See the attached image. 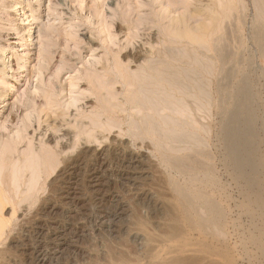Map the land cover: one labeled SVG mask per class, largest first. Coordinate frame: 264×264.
Instances as JSON below:
<instances>
[{
	"label": "rangeland",
	"instance_id": "obj_1",
	"mask_svg": "<svg viewBox=\"0 0 264 264\" xmlns=\"http://www.w3.org/2000/svg\"><path fill=\"white\" fill-rule=\"evenodd\" d=\"M10 1L0 0V51L7 46L3 58L12 59L14 65V71L4 79L15 84L10 102L14 109L16 107L13 113L18 120L8 124V130L2 133L9 139L16 138L17 127L22 126L23 119L27 128L23 141L17 145L18 154L30 146L38 150L41 143H46L57 151L63 149L66 156H74L78 151L98 154L97 161L107 165L92 171L100 180L85 173L94 162L88 163L92 165L88 168L80 167L76 175H72L73 171L67 172L66 182L58 189L51 193L47 186L44 194L40 191L41 200H37L33 210L23 208L13 215L12 209L6 207L3 218L10 221V226L0 245V249L6 250L5 258L8 257L4 264H35L37 251L45 256L42 264H166L177 258L184 261L198 258L201 264H264V221L251 222L249 211L256 209L245 204L239 192L242 183L239 178L231 175L223 182L227 199L223 206L228 211L225 239L189 234L181 218L179 221L178 202L168 194L167 174L154 151L142 149L139 144L133 146L126 131L117 128L97 129L100 131L95 134L97 139L89 138L84 130L79 135V127H89L86 116L97 103L98 94L93 92L95 87L93 89L91 82L98 85L106 75L102 62L108 54L107 46L118 50L124 45L125 34L129 33L122 21L123 11H128L136 2L148 0H25L24 18H28L24 24L32 27L30 54L20 47V38L9 25L8 14L14 17L20 12L10 8ZM217 1L220 2L214 0V4L212 0L213 7L220 12L222 5ZM202 2L199 3L204 5ZM230 3L232 9L220 33L228 25L225 33L230 32L228 37H231L227 44L237 48L243 41L244 56L250 57V52L252 55L251 70L260 73L264 62L258 60L251 38L256 12L254 2L230 0ZM93 5L97 7L95 13L90 10ZM142 11L149 12L146 7ZM117 26L122 28L118 30ZM157 32L156 27L149 30L140 27L139 35L131 40L128 50L139 52L142 60L138 64L148 55H145L146 49L156 45ZM197 38L201 40V36ZM235 39L240 41L233 42ZM41 53L47 61L42 60ZM17 56L22 58L19 67ZM3 60H0V68ZM39 64L46 67L39 68ZM131 67L136 69L135 64ZM12 76H16L17 81ZM0 84L2 96L5 88L1 81ZM252 84L257 92L254 108L258 118L255 130L259 153L255 155L262 157L264 144L259 137L264 120V79ZM98 86L114 104L128 96L119 83L113 88L102 83ZM216 130L215 127L214 133ZM116 152L122 154L125 161L116 163L108 159ZM214 155L220 177L223 169L215 150ZM229 172L232 173L231 167ZM59 173L58 170L49 177L47 185ZM254 177L262 178L264 184V173ZM46 197L49 204L44 203Z\"/></svg>",
	"mask_w": 264,
	"mask_h": 264
},
{
	"label": "bare ground",
	"instance_id": "obj_2",
	"mask_svg": "<svg viewBox=\"0 0 264 264\" xmlns=\"http://www.w3.org/2000/svg\"><path fill=\"white\" fill-rule=\"evenodd\" d=\"M199 2L202 0H148L136 2L128 11H123L122 21L128 26L129 33H124V45L119 46L118 50L107 46L108 54L102 62L106 75L101 83L107 88L119 83L128 96L114 104L107 93L102 94V85L98 86L101 83L95 84L96 87L92 81L93 89L95 87L93 92L98 94L97 103L86 116L89 127H79V135L84 130L89 138L97 139L95 134L101 130L117 128L126 131L133 146L139 144L140 148L156 153L167 174L168 194L178 202L179 221L181 218L189 234L221 236L225 239L228 211L223 206V202L227 201L223 182L228 176L234 175V178L242 181H239V192L245 204L256 209L249 211L251 222L264 221V184L262 178L254 177L264 173V154L256 157L259 153L255 130L258 118L254 108L257 92L252 84L256 80L258 83L263 81L264 67H260V73H253L252 55L250 52V57L244 56L243 41L238 42L237 48L227 44L231 37H228L230 32L225 33L228 25L220 33L232 9L230 0H220V12L213 7L214 0V4L212 0H203L204 5ZM253 2L256 12L252 44L258 60L264 62V0ZM10 3L11 9L20 12L14 17L8 14L9 25L20 38V47L30 54L32 27L24 24L28 18H24L25 0H11ZM145 7L148 13L142 11ZM214 8L217 15L214 14ZM90 10L95 13L97 7L93 5ZM140 27H147L148 30L156 27L158 39L156 45L152 44L149 50L143 51V54L145 52L148 55L138 64L141 59L139 52H132L128 47L131 40L139 35ZM117 28L119 30L122 27ZM198 36H201L202 41H199ZM108 37L112 43V36L109 34ZM238 39L233 42L241 40ZM5 47H1L0 51V60L4 59L3 67L0 68V81L5 88L4 94L0 96V245L10 223L3 218L6 207L12 209L13 215L23 208L32 209L37 200H41L40 191H45L47 186L51 193L58 189L66 182L67 177L64 175L67 172L73 171L72 175H76L80 167L88 168L91 165L88 163L94 162L91 170L85 173L100 180L92 171L96 172L107 165L97 161L98 154L89 155L88 151H78L73 157L66 156L63 149L57 151L46 143H41L38 150L30 146L18 154L17 145L23 141V133L27 128L23 119L20 121L22 126L17 127L16 138L9 139L7 134L2 133L8 130V124L18 120V116L13 113L16 107L14 109L10 102L15 84L4 79L10 71H14L12 59L3 58ZM41 54L42 60L47 61L46 56ZM20 59L17 56L18 67ZM132 64L136 65L135 70L131 69ZM44 67L46 65L39 64V68ZM11 78L17 81L16 76ZM261 125L263 130L259 138L264 144V120ZM215 127L217 130L214 133ZM97 129L100 131L97 132ZM214 150L223 169L220 177L215 168ZM108 159L116 163L125 161V157L117 152ZM230 167L232 173L229 172ZM58 170L59 176L47 185L49 177ZM102 173L100 171V175ZM48 201L47 198L44 203L49 204ZM5 256L6 250L0 249V264H4V259L8 258ZM44 257L37 251L34 263L42 264ZM200 262L198 258L187 261L177 258L166 264Z\"/></svg>",
	"mask_w": 264,
	"mask_h": 264
}]
</instances>
